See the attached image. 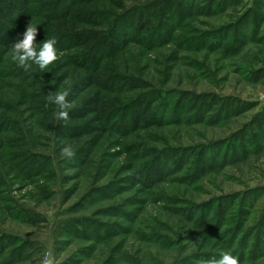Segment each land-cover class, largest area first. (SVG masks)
<instances>
[{
  "label": "rangeland",
  "instance_id": "1",
  "mask_svg": "<svg viewBox=\"0 0 264 264\" xmlns=\"http://www.w3.org/2000/svg\"><path fill=\"white\" fill-rule=\"evenodd\" d=\"M121 1L119 17L160 16L153 32L130 37L116 59L128 79L125 111L136 97H159L157 116L142 128L117 132L129 124L121 116L93 148L65 144L55 125L41 128L23 95L24 68L11 54L0 68V114L10 119L0 125V244L8 241L0 264H208L237 246L224 238L233 220L198 223L208 207L234 199L231 215L246 229L264 213V0ZM67 54L58 51L43 70L66 76ZM72 77L58 82L70 108L83 95L70 88ZM134 83L142 88L133 91ZM204 98L227 103L231 113L218 115L215 103L206 113L196 104ZM11 121L47 160L45 170L21 175L7 166ZM67 145L74 157L62 153ZM26 214L31 222L21 219ZM239 264H264V256Z\"/></svg>",
  "mask_w": 264,
  "mask_h": 264
},
{
  "label": "trees",
  "instance_id": "2",
  "mask_svg": "<svg viewBox=\"0 0 264 264\" xmlns=\"http://www.w3.org/2000/svg\"><path fill=\"white\" fill-rule=\"evenodd\" d=\"M165 2L173 6L174 1L164 0ZM123 8L121 0H0V68L6 56L11 54L10 47L20 37V28L24 25L37 24L35 43L42 45L45 40L55 38L58 51L68 53L64 58L65 64L60 69L66 76L55 78L53 71L47 74L48 70H41L43 77L33 65L28 70L24 69L20 77L26 86L23 95L35 112L42 117L43 121H39L41 128L51 132L55 125L56 136L65 144L82 141L86 142L89 148H93L105 133L112 130L111 126H115V118L124 116L125 120L129 121L126 127L122 125L115 127L117 132L126 133L127 126L142 128L157 116L154 105L159 101V97H136L135 104L130 106L132 109L130 113L128 109L126 111L123 109L122 90L125 88H121L126 86L128 79L126 73L119 70L121 65L116 63V59L118 53L127 46L128 40L132 39L130 37L143 34L148 36L153 32L160 18L159 12L158 10L149 14L135 12L129 14V18H123L114 11L122 12ZM128 27L133 31L132 36L124 34ZM70 74L73 75L70 88L79 90L83 95L77 105L68 109L67 120L57 117L55 121L58 106L49 102L47 97L62 88L63 85L58 84L59 79L67 80ZM130 87L133 91L142 88L140 84L135 83ZM191 100L192 104L195 103L194 98ZM196 102L206 113L215 112L214 103L220 104L221 110L217 112L218 115L231 113L230 106L227 103H220L218 99L213 102L204 98ZM7 122H10L7 112L1 113L0 125ZM10 129L12 136L5 137L10 150L5 156L7 166L19 171L21 175H25L30 169L45 170L46 166L48 167L47 160L31 150L26 132L18 121H11ZM88 147L81 148L80 153L87 156ZM241 151V154L245 153V149ZM151 158H158V155L153 154ZM37 163H41V167H36ZM157 172L164 174L166 171L159 169ZM234 202V199L227 202L217 201L215 205L207 208V214L202 215L198 223H206L210 216H214V221L220 222L221 225L228 224L230 219L233 220L232 227L226 231L228 235L224 234V238L231 246L237 245L234 249H229L233 255L238 257L239 261L263 257L264 213L252 229H246L247 227H243L237 220L239 218L236 213L231 215ZM256 204L252 202L250 206ZM246 206L248 204L245 203L244 207ZM21 219L26 223L31 222L27 214ZM7 242L0 244V251L6 247Z\"/></svg>",
  "mask_w": 264,
  "mask_h": 264
},
{
  "label": "clouds",
  "instance_id": "3",
  "mask_svg": "<svg viewBox=\"0 0 264 264\" xmlns=\"http://www.w3.org/2000/svg\"><path fill=\"white\" fill-rule=\"evenodd\" d=\"M37 26L29 24L26 31L22 34V38H18L10 47L11 59L20 67L28 70L36 65L39 69H46L58 59L57 41L55 38L47 39L44 42L34 43L37 36ZM37 45H41L39 48ZM68 91H58L48 95L49 102L58 106L56 116L59 119L67 120L69 118L68 109L72 106V102L68 99ZM62 153L66 157H73L75 152L71 145H67L62 149ZM208 264H239V258L224 253L219 259L213 258Z\"/></svg>",
  "mask_w": 264,
  "mask_h": 264
}]
</instances>
